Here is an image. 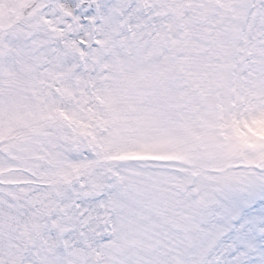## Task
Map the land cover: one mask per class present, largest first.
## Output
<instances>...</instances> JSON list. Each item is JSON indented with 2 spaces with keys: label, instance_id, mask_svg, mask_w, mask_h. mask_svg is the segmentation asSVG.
<instances>
[{
  "label": "snow or ice",
  "instance_id": "1",
  "mask_svg": "<svg viewBox=\"0 0 264 264\" xmlns=\"http://www.w3.org/2000/svg\"><path fill=\"white\" fill-rule=\"evenodd\" d=\"M0 264H264V0H0Z\"/></svg>",
  "mask_w": 264,
  "mask_h": 264
}]
</instances>
